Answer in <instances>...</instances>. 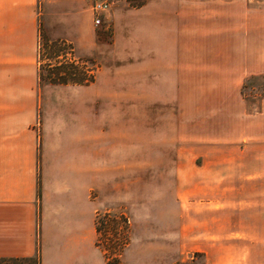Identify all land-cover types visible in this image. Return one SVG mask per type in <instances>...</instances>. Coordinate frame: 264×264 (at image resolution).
Instances as JSON below:
<instances>
[{"label":"crops","instance_id":"obj_1","mask_svg":"<svg viewBox=\"0 0 264 264\" xmlns=\"http://www.w3.org/2000/svg\"><path fill=\"white\" fill-rule=\"evenodd\" d=\"M147 1L149 17L179 18L180 66H211L195 89L179 80L183 94L212 99L210 152L179 176L197 196V236L212 264H264V96L241 92L246 75L264 73V0ZM44 2L0 0V258L107 264L95 219L123 196L118 144L93 138L85 101L54 105L40 93ZM125 246L134 263L135 238Z\"/></svg>","mask_w":264,"mask_h":264},{"label":"rangeland","instance_id":"obj_2","mask_svg":"<svg viewBox=\"0 0 264 264\" xmlns=\"http://www.w3.org/2000/svg\"><path fill=\"white\" fill-rule=\"evenodd\" d=\"M44 1L40 93L54 105L85 101L93 138L118 144L116 160L123 169L116 180L123 196L117 204L108 200L95 219L97 243L108 261L212 264L210 244L197 236V196L191 189L181 191L179 178L195 171L202 149L210 152L212 100L183 94L179 80L195 89L211 75V66H180L187 47L180 44L179 18L149 17L147 0H104L97 23L90 6L98 0ZM58 61L76 63V72L83 78L90 74L91 80L47 81L48 75L58 76ZM241 92L249 102L264 96V73L246 75ZM131 238L134 263L123 256ZM0 263L36 264L33 258Z\"/></svg>","mask_w":264,"mask_h":264},{"label":"trees","instance_id":"obj_3","mask_svg":"<svg viewBox=\"0 0 264 264\" xmlns=\"http://www.w3.org/2000/svg\"><path fill=\"white\" fill-rule=\"evenodd\" d=\"M38 51L39 50L37 49V55H38ZM55 67L58 69L56 71V73L58 74V76H54V75H51L50 76V75H48L47 81H49V82H62V83L63 82H71V83H80V82H86L88 80H91L90 79V77H91L90 74H88L87 77H84V78L81 77L79 75V71L76 72V69L78 68L77 64L74 63V62H72V61H64V62L58 61V62H56ZM37 77L40 79L39 67L37 69ZM96 230L98 231L97 224H96ZM17 258H33L35 260V263L36 264H38V261H39V258H38V254L37 253H35L33 256H28V257H8V258L1 257L0 260H4V259H17ZM106 262H107V264H111V262H109L108 259H107Z\"/></svg>","mask_w":264,"mask_h":264},{"label":"built area","instance_id":"obj_4","mask_svg":"<svg viewBox=\"0 0 264 264\" xmlns=\"http://www.w3.org/2000/svg\"><path fill=\"white\" fill-rule=\"evenodd\" d=\"M105 1L104 0H98L91 4L90 9L93 17V21L95 23L99 22L102 12L104 10Z\"/></svg>","mask_w":264,"mask_h":264}]
</instances>
